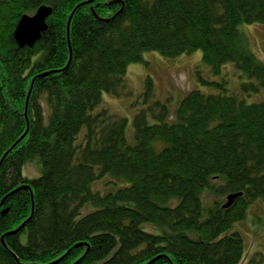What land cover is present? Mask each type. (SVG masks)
Masks as SVG:
<instances>
[{
    "label": "trees",
    "instance_id": "obj_1",
    "mask_svg": "<svg viewBox=\"0 0 264 264\" xmlns=\"http://www.w3.org/2000/svg\"><path fill=\"white\" fill-rule=\"evenodd\" d=\"M85 1L0 0V264H240L244 240L230 229L264 201V101L195 89L171 122L166 106L137 113L134 143L129 121L99 106L150 52L201 50L213 72L234 62L254 81L243 90L260 91L264 62L240 25H264V0H95L75 11ZM41 6L53 9L48 29L21 48L15 29ZM105 176L116 188L93 190ZM204 192L217 197L208 207Z\"/></svg>",
    "mask_w": 264,
    "mask_h": 264
},
{
    "label": "rangeland",
    "instance_id": "obj_2",
    "mask_svg": "<svg viewBox=\"0 0 264 264\" xmlns=\"http://www.w3.org/2000/svg\"><path fill=\"white\" fill-rule=\"evenodd\" d=\"M240 31L252 52L264 62V25L242 24ZM250 82H254L253 79L238 69L234 62L225 64L220 73L213 72L212 67L204 62L201 50L176 58H166L157 52H150L145 54L144 61L129 65L125 83L120 87L118 95L103 94L99 109H107L112 115L127 119L128 141L134 143L133 120L141 110L159 114L161 106H166L169 110L168 121L171 122L180 102L195 89L206 95L221 93L244 99L248 103L263 102L264 87L258 92L243 90V86ZM149 120L151 123L158 122L151 114ZM26 168L30 176H39V165L31 164ZM110 177L105 176L94 182L93 190L102 194L113 191L116 186L106 184ZM202 199L208 207L217 197L204 192ZM224 202H227V197ZM88 208L87 206L86 210ZM260 219H264L262 198L249 207L244 220L236 222L230 229L231 232H239L244 240L245 254L240 264H264V223ZM144 226L154 228L151 224Z\"/></svg>",
    "mask_w": 264,
    "mask_h": 264
},
{
    "label": "water",
    "instance_id": "obj_3",
    "mask_svg": "<svg viewBox=\"0 0 264 264\" xmlns=\"http://www.w3.org/2000/svg\"><path fill=\"white\" fill-rule=\"evenodd\" d=\"M94 1L95 0H89V1H85V2L81 3L75 9V11L84 5L92 4ZM75 11L72 13V15L69 19V22H68V38H69V45H70V51H71V59H72V47H71V43H70V26H71L72 17H73V14L75 13ZM52 14H53V9L51 7L41 6L36 11L35 14H33V15L26 14L20 19V21H19V23L15 29V32H14V38L21 48H24L26 46L32 48L35 46V44L41 39L43 32H45L48 29L47 20ZM70 63H71V61H70ZM33 85H34V80L32 82L31 89H30L28 96H27L26 108H28V105H29ZM26 116H27V113H26ZM27 121H28V117H27ZM27 133H28V130L25 133V135ZM25 135L22 138H24ZM16 145H17V143L13 147H15ZM8 153L9 152L6 153V155L3 157L2 161L5 159V157L7 156ZM2 161H1V163H2ZM1 163H0V166H1ZM240 196H242V193L230 194L227 197L228 201L224 205V207L225 208L230 207L235 202V200Z\"/></svg>",
    "mask_w": 264,
    "mask_h": 264
}]
</instances>
